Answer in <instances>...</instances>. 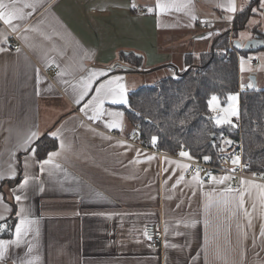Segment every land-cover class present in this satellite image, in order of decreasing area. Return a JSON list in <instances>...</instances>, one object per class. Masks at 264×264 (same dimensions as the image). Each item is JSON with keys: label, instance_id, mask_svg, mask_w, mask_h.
Here are the masks:
<instances>
[{"label": "crops", "instance_id": "obj_1", "mask_svg": "<svg viewBox=\"0 0 264 264\" xmlns=\"http://www.w3.org/2000/svg\"><path fill=\"white\" fill-rule=\"evenodd\" d=\"M33 2L17 4L26 14L13 22L17 31L0 26V215L9 226L0 239L15 238L21 207L34 221L20 248L11 247L0 264H13L18 256L33 264H264V206L260 190L250 187L264 183L245 179L248 183L233 189L231 179L207 182L204 172L198 183L188 168L177 167L192 158L143 144L139 123L127 115L132 92L165 72L186 71V55L210 51L225 33L236 48L234 23L249 0H176L184 6L167 12L155 7L157 0H40L35 10L23 7ZM230 3L235 12L227 10ZM133 4L152 11L138 13ZM12 35L19 51L11 48ZM129 54L141 58V66L132 65ZM237 55L238 95L250 89L244 75L253 74L250 80L264 89V47ZM53 67L58 74L47 72ZM90 71L107 75L77 104L74 86ZM117 77L128 103L104 102L106 113H122L121 127L110 129L106 125L117 118L90 119L94 113L85 105L99 82ZM53 132L58 147L50 153L58 155L41 169L48 156L39 160L34 144ZM13 173L15 179H9ZM26 174L29 183L21 189ZM229 187L232 193L226 192ZM236 190L245 192L243 208ZM14 193L21 196L19 203ZM148 225L163 231L158 249L145 236Z\"/></svg>", "mask_w": 264, "mask_h": 264}, {"label": "trees", "instance_id": "obj_2", "mask_svg": "<svg viewBox=\"0 0 264 264\" xmlns=\"http://www.w3.org/2000/svg\"><path fill=\"white\" fill-rule=\"evenodd\" d=\"M261 0H249L234 23L233 34L242 30L252 10ZM255 36L264 35L257 30ZM235 47V46H234ZM237 48V47H236ZM229 48V33L218 37L210 51L186 55V71L176 76L164 77L152 85L142 86L130 96L128 118L139 123V135L143 144L158 148L168 155H177L182 145L192 159L203 160L205 156L214 162L222 153V135L237 139L230 125H217L209 108V100L218 95L224 101L232 93L239 92L238 55L246 52ZM132 65L139 67L142 59L129 54ZM240 119L244 159L250 163L251 172L264 171V89L252 87L239 93ZM215 137L214 145L211 137ZM156 137L153 145L152 138ZM58 147V141L50 134L40 137L34 144L39 160Z\"/></svg>", "mask_w": 264, "mask_h": 264}, {"label": "snow or ice", "instance_id": "obj_3", "mask_svg": "<svg viewBox=\"0 0 264 264\" xmlns=\"http://www.w3.org/2000/svg\"><path fill=\"white\" fill-rule=\"evenodd\" d=\"M20 2V0H10V2L6 3L5 0H0V21H2L5 25H8L11 27L12 31L15 32L17 31V25L14 24L13 22L16 20H23L25 19V13L21 8L17 7V4ZM40 0H34L33 3H25L23 7L25 8H31L33 10L36 9V7L39 5ZM184 5L178 4L176 0H170V2H167V0H157V3L155 7L157 9H160L162 12H167L171 9H176L179 10L181 7ZM133 8L136 7L135 4L132 5ZM230 12H235L236 9L234 5L231 3L229 4V7L227 9ZM148 11H152L151 8L148 9ZM194 18V17H193ZM31 31H35V29H29ZM2 35V34H0ZM19 51V49L17 50ZM241 70L243 71V60H241ZM63 75V73H61ZM107 75V72L105 71H90L89 75L87 78L82 79L80 83L76 86H74V90L76 88L79 89L77 93V99L75 102L77 104L80 103L81 100L84 99L85 96L88 95L89 92L93 91V84L96 83L100 77H104ZM121 78L117 77L115 79H109L106 81H101L97 84L95 87V95L92 97L91 101L85 105V108L90 109L93 113L94 116L90 117V119H99L105 114L111 117H115L113 122L109 123L106 125L108 128H117L121 127L119 118L122 117V113L119 112H107L105 111L103 105L106 100L110 101L112 104H127L128 100L126 98V92H125V86L123 83H120ZM248 87H252L251 84L248 85ZM228 99L232 101L233 103L237 101V97L235 95L229 96ZM218 98L216 96H213L211 100L209 101V107L213 111L216 110V103H217ZM225 113L224 116H217L215 118V122L217 125L220 124H230L231 120L230 117L236 116L237 115V110L230 104L228 108L222 109ZM235 126V125H233ZM32 137L37 136V133L33 132ZM54 138H58V133H51ZM156 137L152 138V143L155 145L156 143ZM226 143L231 144V141H226ZM63 148V145H61ZM223 151V149L221 150ZM55 155H58V153H49L48 158L40 162V167L43 169L45 165H49L52 163V159ZM181 157H188L191 159V156L189 153L181 151L180 152ZM210 158L205 156L204 160L208 161ZM233 165H239L240 163V158L237 156L231 160ZM55 167L59 168V165H55ZM177 167L187 170L189 167L188 165H177ZM235 171V169H233ZM9 179H15V174L13 173L11 176L8 177ZM4 179L3 175H0V180ZM211 179L218 184H223L225 181H228L231 179L230 176H223L219 179L217 177L212 176ZM180 180H183V176L180 177ZM193 180L202 183L200 181L199 175L194 176ZM29 183V179L27 174L25 175L23 182L20 183L19 187L21 189L25 188ZM248 182L246 181H241V184H246ZM251 188H256L259 189V195H260V200L262 206H264V186L261 185H250ZM227 193H232L233 189L232 188H227L226 189ZM244 195L245 192L243 190H236V196L239 197L238 200H236L237 206L240 208H243L244 206ZM249 196H251V193H248ZM14 199L19 203L21 201V196L20 195H15L14 193ZM235 199V198H234ZM0 201H4V196L3 193H0ZM228 200L225 199L223 203L225 205L228 204ZM255 207V205H253ZM8 211H11L10 208L7 209ZM16 215L19 217L18 222L14 225V239H0V262L5 261L6 255L9 253V250L11 247L15 246L17 249L20 248L23 238L28 235L29 231L31 230V225L34 223V221H31L27 218L26 210L21 207L19 212L16 213ZM0 221H3V223H0V233H4L9 229V226L7 225V218L4 215H0ZM261 235L264 236V229L261 230ZM145 236H147V232H145ZM148 239H151L150 236L147 237ZM32 248L29 245L28 247V252H31ZM13 264H33L32 261H27L25 262L23 258L17 257L15 260H13Z\"/></svg>", "mask_w": 264, "mask_h": 264}, {"label": "built area", "instance_id": "obj_4", "mask_svg": "<svg viewBox=\"0 0 264 264\" xmlns=\"http://www.w3.org/2000/svg\"><path fill=\"white\" fill-rule=\"evenodd\" d=\"M151 6H142L139 5L135 8V11L138 13H147L150 12L148 9ZM152 9V8H151ZM2 21H0V26L2 25ZM196 24L201 29H207V25L200 19L196 21ZM14 41L11 43V48L13 51L20 50L21 44L17 41L16 36L12 35ZM231 51H235V47L232 44L229 45ZM48 73L58 74L59 69L57 67H53L50 70H47ZM235 125V126H233ZM231 129L237 134V139H233L230 135H222L221 142H222V153L221 155L214 161V162H205V160H197L191 159L187 161L188 167V175L189 176H197L201 175L203 172L206 173L204 178L205 181L209 182L211 180L212 173H219L223 175H228L231 177L232 181V188L238 189L241 181L245 179L255 180L261 183H264V171L263 172H251L250 170V163L244 159L243 154V141H242V122L240 117L237 119H233L231 124ZM137 129L140 130V124L136 125ZM226 141H231V144L226 143ZM181 151L187 152L188 149L182 145ZM240 158L239 165H233L231 160L235 157ZM235 169V171H233ZM144 232H147V236H150L151 239H148L150 247L153 249H158L162 245L163 242V231L161 228H157L154 225L145 226Z\"/></svg>", "mask_w": 264, "mask_h": 264}, {"label": "rangeland", "instance_id": "obj_5", "mask_svg": "<svg viewBox=\"0 0 264 264\" xmlns=\"http://www.w3.org/2000/svg\"><path fill=\"white\" fill-rule=\"evenodd\" d=\"M242 1V0H241ZM247 1V0H246ZM255 29H258V32H260V33H264V0H262V2H261V5H260V7H258V8H254V10H253V14L250 16V18L248 19V21H247V23H246V27L243 29V30H240V31H238V35H237V37H239V38H237L236 40H237V42H240V43H242V44H245L246 43V41L248 40H246L245 41V39H244V36H249V35H251L252 34V32L255 30ZM262 33V34H263ZM243 34V35H242ZM196 56H198V55H196ZM181 73H183V72H181ZM165 74H167L166 72H165ZM162 75L163 77H166V76H171L170 74H167V75ZM253 76V74H250V75H244L245 76V79H246V81L248 82V83H251V85H252V87H253V83H252V81L250 80V78H249V76ZM161 76V77H162ZM259 88H261L260 86H258ZM232 95H235L236 97H237V101L236 102H232V101H230L229 99H228V97L229 96H232ZM213 96H216L217 98H218V100H217V103H216V105H215V107H216V110L215 111H213L212 109H210L211 110V112H212V114H213V118H214V121H215V118L217 117V116H224L225 115V113L223 112V111H221L222 109H225V108H228L229 107V105L231 104L236 110H237V115L236 116H232V117H230V120H231V122H232V120L233 119H237V118H239V116H240V103H239V95H238V93H232V94H229L226 98H225V100L223 101L222 100V98L220 97V96H218V95H213ZM212 96V97H213ZM211 97V98H212ZM211 98H210V100H211ZM209 100V101H210ZM210 108V107H209ZM231 124V123H230ZM230 124H220V125H230Z\"/></svg>", "mask_w": 264, "mask_h": 264}, {"label": "water", "instance_id": "obj_6", "mask_svg": "<svg viewBox=\"0 0 264 264\" xmlns=\"http://www.w3.org/2000/svg\"><path fill=\"white\" fill-rule=\"evenodd\" d=\"M237 45V48L240 50H243L244 52H251V51H256L260 48L264 47V39L255 36L253 39L247 40L245 44L241 45L240 42L235 43ZM253 86L256 87V81L255 78H251ZM211 144L214 145L215 143V137H211Z\"/></svg>", "mask_w": 264, "mask_h": 264}]
</instances>
